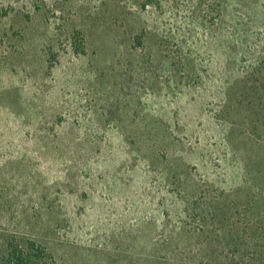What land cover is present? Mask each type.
Returning <instances> with one entry per match:
<instances>
[{"label":"rangeland","instance_id":"1","mask_svg":"<svg viewBox=\"0 0 264 264\" xmlns=\"http://www.w3.org/2000/svg\"><path fill=\"white\" fill-rule=\"evenodd\" d=\"M254 198L264 0H0L3 240L54 264H247Z\"/></svg>","mask_w":264,"mask_h":264},{"label":"trees","instance_id":"2","mask_svg":"<svg viewBox=\"0 0 264 264\" xmlns=\"http://www.w3.org/2000/svg\"><path fill=\"white\" fill-rule=\"evenodd\" d=\"M253 187L252 189L260 192V189L255 185ZM245 205V212H254L253 219L247 227L249 232L252 231L254 240L248 248L251 254L248 252L249 255L242 260L247 264H264V243H262L264 240V204L257 206L254 198L253 200L249 199ZM230 232L227 234L228 238L225 239L227 243L224 244V247H228L229 252L236 254L235 246L237 244L235 242L237 239L235 233L232 230ZM253 260L254 262H252ZM0 264H54V259L43 243L23 237H8L3 240L0 235Z\"/></svg>","mask_w":264,"mask_h":264}]
</instances>
